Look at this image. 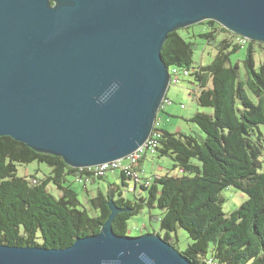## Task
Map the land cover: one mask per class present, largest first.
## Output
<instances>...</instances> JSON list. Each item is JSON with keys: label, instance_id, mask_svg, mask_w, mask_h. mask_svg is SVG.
I'll return each mask as SVG.
<instances>
[{"label": "water", "instance_id": "1", "mask_svg": "<svg viewBox=\"0 0 264 264\" xmlns=\"http://www.w3.org/2000/svg\"><path fill=\"white\" fill-rule=\"evenodd\" d=\"M205 21L264 43V0H0V137L77 169L126 159L166 98L168 35ZM110 208L98 235L0 245V264H192L159 235H116Z\"/></svg>", "mask_w": 264, "mask_h": 264}, {"label": "trees", "instance_id": "2", "mask_svg": "<svg viewBox=\"0 0 264 264\" xmlns=\"http://www.w3.org/2000/svg\"><path fill=\"white\" fill-rule=\"evenodd\" d=\"M200 24L210 31L199 37L217 50L212 63L193 66L194 43L183 38L180 30L168 35L161 51L166 65L177 70L180 84L182 78L196 83L197 104L212 110L189 120L199 132L158 130L155 156L173 162L171 173L147 177L141 168L150 156L146 155L137 171L149 186L140 184L132 192V178L120 172L122 186L134 200L127 199L122 188L109 185L107 191L99 189L89 198L88 210L72 185H94L107 175L73 168L61 157L2 136L0 245L66 249L79 238L98 235L114 203L119 213L112 226L118 236H128L129 221L143 208L158 209L163 212L164 241L179 251L177 236L172 234L179 229L188 233L192 244L183 254L192 264H264V59L259 68L256 62L258 50L264 57V43L249 41L215 21ZM243 47L247 52L241 74L231 56ZM32 163L46 165L50 171L20 177L18 167ZM230 187L248 199L227 215L221 193Z\"/></svg>", "mask_w": 264, "mask_h": 264}, {"label": "rangeland", "instance_id": "3", "mask_svg": "<svg viewBox=\"0 0 264 264\" xmlns=\"http://www.w3.org/2000/svg\"><path fill=\"white\" fill-rule=\"evenodd\" d=\"M210 28L206 24H197L189 28L180 29V34L187 41L194 43V67L200 65H209L214 60L217 50L214 44H209L205 38L199 37L200 34L208 33ZM196 35V37H195ZM222 36H218L217 39L220 40ZM247 52V47H243L236 54L231 56V62L233 65L239 64L241 74H244L243 60L245 59ZM263 53L258 50L256 54L257 68L261 61H263ZM197 85L193 79L182 78V83L178 86H169L166 98L169 103L162 105L159 113L158 120L162 128H167L172 133H194L192 131L199 132V129L196 125L189 122L194 115L198 112H211L209 108H202L197 104L196 95ZM262 132L264 135V127H262ZM263 166H264V155L262 157ZM173 168V162L168 158H159L158 156H147L146 160L143 163V169L147 177L154 175H166L171 173ZM39 172V176H42L43 172L48 173L50 171L49 167L46 165H39L37 163H32L28 165H21L18 167V175L20 177H26L34 175L36 171ZM264 171V167H263ZM72 181V180H71ZM109 185H115L122 188L124 196L127 199L134 200L135 196L133 194L127 193L126 189L122 186V179L120 177V172H109L107 177L96 182L94 185L80 184L75 182L72 186L79 194V199L82 204L88 209L91 210L89 205V198L94 197L98 190H106ZM89 191V194L87 192ZM146 196V193H143ZM222 198L224 199L223 211L230 215L233 211L237 210L248 197L237 189L230 187L224 190L221 193ZM91 215H94L90 211ZM163 212L158 209L149 210L148 208H143L142 211L134 216L129 221V233L130 237H140L147 234L159 235L161 238L165 236V232L161 229V218ZM177 236L178 240V249L179 252L183 253L187 248L192 244L188 233L182 229L177 231V234H172V237Z\"/></svg>", "mask_w": 264, "mask_h": 264}, {"label": "built area", "instance_id": "4", "mask_svg": "<svg viewBox=\"0 0 264 264\" xmlns=\"http://www.w3.org/2000/svg\"><path fill=\"white\" fill-rule=\"evenodd\" d=\"M169 72L171 76L170 86H178L180 84V77L177 75V70L170 69ZM165 103H169L167 98H164L162 105H164ZM160 127V121L157 119L148 140L139 149L130 154L126 159L108 162L96 167H90L86 169L94 171L95 176H104L109 172H124L127 176L131 177L134 182V187L130 188V191H135L140 184H144V182L141 180L139 172L137 171L138 164L146 155H156L157 149L159 148L160 133L158 132V130L160 129ZM144 185L149 186L150 182L147 181ZM210 264L216 263H214V261H211Z\"/></svg>", "mask_w": 264, "mask_h": 264}, {"label": "crops", "instance_id": "5", "mask_svg": "<svg viewBox=\"0 0 264 264\" xmlns=\"http://www.w3.org/2000/svg\"><path fill=\"white\" fill-rule=\"evenodd\" d=\"M158 119V118H157ZM190 120V119H189ZM162 128V127H161ZM162 129H164V130H166V131H169L167 128H162ZM171 132V131H170ZM142 169H143V165H142V167H141Z\"/></svg>", "mask_w": 264, "mask_h": 264}]
</instances>
